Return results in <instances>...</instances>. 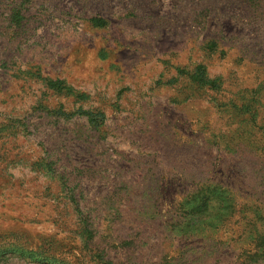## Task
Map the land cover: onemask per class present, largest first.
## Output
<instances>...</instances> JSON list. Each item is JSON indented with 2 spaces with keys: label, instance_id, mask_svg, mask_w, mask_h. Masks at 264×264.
<instances>
[{
  "label": "rangeland",
  "instance_id": "rangeland-1",
  "mask_svg": "<svg viewBox=\"0 0 264 264\" xmlns=\"http://www.w3.org/2000/svg\"><path fill=\"white\" fill-rule=\"evenodd\" d=\"M257 217L264 0H0V264H264Z\"/></svg>",
  "mask_w": 264,
  "mask_h": 264
},
{
  "label": "trees",
  "instance_id": "trees-1",
  "mask_svg": "<svg viewBox=\"0 0 264 264\" xmlns=\"http://www.w3.org/2000/svg\"><path fill=\"white\" fill-rule=\"evenodd\" d=\"M197 71H198L197 76H196L197 80L200 81V82H205L204 78L202 77V74L200 73L201 69L198 68ZM180 73H184V72L181 71ZM79 113H81L82 115L86 116L88 121L91 124L98 123V121H101L103 119L102 115L96 117L92 113H88V112H79ZM200 193H202V192H200ZM210 196L213 199L215 195L211 194ZM193 197H195V198L198 197V193L196 195H194ZM208 201H209V197L208 196H204V198H201L200 202H198L195 205V207L193 208V213H195L197 215H200L201 213L205 212L207 207L209 206L208 205ZM219 208L223 209V206L220 205ZM257 221L258 222H262V221L264 222V219L261 218V217H257ZM255 241H256V244H257L258 247L264 248V233L263 232H257L256 233V237H255Z\"/></svg>",
  "mask_w": 264,
  "mask_h": 264
}]
</instances>
